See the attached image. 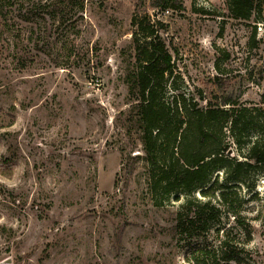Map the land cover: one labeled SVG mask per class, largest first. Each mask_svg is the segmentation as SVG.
<instances>
[{
    "label": "rangeland",
    "instance_id": "1",
    "mask_svg": "<svg viewBox=\"0 0 264 264\" xmlns=\"http://www.w3.org/2000/svg\"><path fill=\"white\" fill-rule=\"evenodd\" d=\"M176 1L182 9L167 12L161 0L56 12L49 0H0V264H196L206 251L207 264H264L263 177L253 193L232 189L241 224L222 209L201 237L180 238L176 212L205 198L150 192L141 146L124 135L133 15L165 27L175 67L165 100L264 108V23L232 19L225 1ZM224 237L223 261L212 253Z\"/></svg>",
    "mask_w": 264,
    "mask_h": 264
},
{
    "label": "trees",
    "instance_id": "2",
    "mask_svg": "<svg viewBox=\"0 0 264 264\" xmlns=\"http://www.w3.org/2000/svg\"><path fill=\"white\" fill-rule=\"evenodd\" d=\"M82 1L49 0L53 11L58 9L56 12H61L60 6L65 3L82 11ZM225 4L234 20L249 22L254 18L264 23V0H225ZM158 6L165 11L182 9L176 0H161ZM2 9L0 16H4ZM131 25L134 62L125 77L129 108L124 113L123 128L125 137L141 146L142 159L149 168L150 192L188 197L198 191L205 198L186 200L176 212L173 231L180 238L201 237L208 230L205 218L218 219L222 209L241 224L240 207L230 195L237 199V190L232 189L242 185L253 193L256 179L264 178V108H249L230 100L221 104L203 97L197 99L194 94H175L165 100V77L172 76L175 67L165 42L158 36L164 26L156 15L142 20L133 15ZM211 97L215 99L213 94ZM250 131L254 137L248 135ZM126 158L139 157L128 153ZM214 197L218 205L212 204ZM252 199L259 200L254 194ZM245 231L249 235L246 226ZM227 244L224 237L212 254L223 261L230 260ZM211 256L206 251L194 261L207 264Z\"/></svg>",
    "mask_w": 264,
    "mask_h": 264
},
{
    "label": "built area",
    "instance_id": "3",
    "mask_svg": "<svg viewBox=\"0 0 264 264\" xmlns=\"http://www.w3.org/2000/svg\"><path fill=\"white\" fill-rule=\"evenodd\" d=\"M208 1H219V2H224L225 0H208ZM167 12V11H166Z\"/></svg>",
    "mask_w": 264,
    "mask_h": 264
}]
</instances>
